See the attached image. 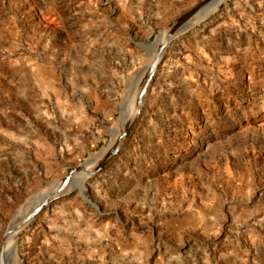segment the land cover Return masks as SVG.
<instances>
[{
  "label": "rangeland",
  "instance_id": "1",
  "mask_svg": "<svg viewBox=\"0 0 264 264\" xmlns=\"http://www.w3.org/2000/svg\"><path fill=\"white\" fill-rule=\"evenodd\" d=\"M201 1L0 0V244L127 127L146 46ZM84 187L91 204L68 189L8 237L17 264H264V0H224L168 44Z\"/></svg>",
  "mask_w": 264,
  "mask_h": 264
},
{
  "label": "water",
  "instance_id": "2",
  "mask_svg": "<svg viewBox=\"0 0 264 264\" xmlns=\"http://www.w3.org/2000/svg\"><path fill=\"white\" fill-rule=\"evenodd\" d=\"M217 0H203L185 13H183L180 17H178L166 30L165 37L162 44H155L156 39L160 36H158L155 41H153L151 44H148L146 46L147 49L153 50V59L149 66L146 68L144 74H143V81L140 83L139 90L136 95L135 99V108L137 109L136 114L134 115L132 121L127 125V127L120 133V135L114 140L110 148L108 149L107 154L104 156L102 161H100L95 168L88 171L87 170V164L88 160L83 162L81 165H78L74 168H68L65 171V175L62 178V180L57 183L56 192L55 194L51 196H47L46 198L40 200L33 208H31L28 212H26L22 217H17V212L12 217V221L10 222L6 232L4 233L1 244H0V264H5V245L7 238L17 232L22 231L25 228H27L32 221L44 210L46 209L52 202L57 200L60 196L65 194L68 189L77 190L84 201L91 204L89 200L84 195L85 187L84 184H81L80 186L77 185V178L80 176L91 178L96 176L101 170H103L109 162L112 160V158L116 155L118 152V149L123 142L124 138L128 135L137 115L142 105V100L146 94V91L148 89V86L152 80V77L162 59L163 53L165 49L167 48L168 44L176 38L178 35L186 31V27L188 26L190 20H192L194 17H196L198 14L203 13L207 11L208 7ZM113 133H115V130H112ZM98 155V154H97ZM96 155V156H97ZM39 192L32 197V199H36Z\"/></svg>",
  "mask_w": 264,
  "mask_h": 264
},
{
  "label": "bare ground",
  "instance_id": "3",
  "mask_svg": "<svg viewBox=\"0 0 264 264\" xmlns=\"http://www.w3.org/2000/svg\"><path fill=\"white\" fill-rule=\"evenodd\" d=\"M224 0H217L216 2L212 3L210 5V7H208L207 11L203 12V13H200L198 14L196 17H194L192 20H190L188 26L186 27V31L189 30V28L201 21H204L205 19L209 18L218 8V6L223 3ZM212 7V8H211ZM211 8V9H210ZM210 9V10H209ZM207 12V13H206ZM205 13V14H204ZM203 15V16H201ZM201 16V17H200ZM200 18V19H199ZM196 20V21H195ZM164 37H165V33H162L161 36H159L157 39H156V43L155 44H162L163 43V40H164ZM158 45V46H159ZM143 81V77L141 78L140 80V83ZM138 89V88H137ZM135 90V89H134ZM137 93V91H136ZM136 96V95H135ZM134 100V99H133ZM135 101V100H134ZM137 112V109L134 107V105L132 104V109H131V113H133V115H135ZM127 115H128V112H127ZM132 118V117H131ZM129 118V119H131ZM127 119V117H126ZM132 121V120H131ZM121 122V121H120ZM122 126L126 123V120L124 122V120H122L121 122ZM130 123V122H129ZM128 124V123H127ZM125 124V126L127 125ZM124 126V127H125ZM110 148V146L105 149L103 152L99 153L97 156H93L92 158H90L88 160V164H87V170L90 171L92 170L93 168H95L96 164H98L100 161H102V159L104 158V156L107 154L108 152V149ZM88 179L86 177H83V176H80L77 178V185L80 186L81 184H84L85 180ZM56 187H57V184H53V185H50L46 190L44 191H41L40 195L37 196L36 199H29L22 207H20L18 209V212L17 214L22 211L20 214L17 215V217H22L26 212H28L31 208H33L40 200L46 198L47 196H51L53 194H55L56 192ZM46 192V193H45ZM23 231V230H22ZM21 230L20 231H17L13 234H11V236H15V239L17 238L18 234H20L22 232ZM6 242H8V238L6 240ZM11 244H9V246H7L5 249H6V261H9L10 263L12 264H17V260H16V256H15V252L13 250V252H11ZM5 251V250H4Z\"/></svg>",
  "mask_w": 264,
  "mask_h": 264
}]
</instances>
